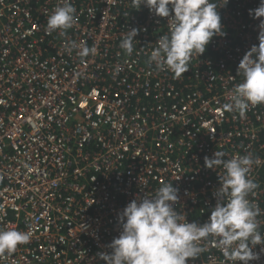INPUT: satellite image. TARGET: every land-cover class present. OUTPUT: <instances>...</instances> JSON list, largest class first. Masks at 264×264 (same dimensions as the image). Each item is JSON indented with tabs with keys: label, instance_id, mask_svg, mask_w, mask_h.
I'll use <instances>...</instances> for the list:
<instances>
[{
	"label": "built area",
	"instance_id": "obj_1",
	"mask_svg": "<svg viewBox=\"0 0 264 264\" xmlns=\"http://www.w3.org/2000/svg\"><path fill=\"white\" fill-rule=\"evenodd\" d=\"M62 2L0 0V228L31 233L0 264H106L97 254L111 252L118 215L164 183L179 190L174 207L189 222H207L223 169L206 168L205 157L216 151L259 158L248 199L264 235V104L243 118L223 109L243 82L240 61L259 44L249 11L260 0H214L226 35L179 78L149 63L169 18L132 0H70L73 27L49 34ZM133 28L128 56L120 43ZM72 42L96 54L82 58ZM204 246L189 264H225ZM261 247L251 264H264Z\"/></svg>",
	"mask_w": 264,
	"mask_h": 264
},
{
	"label": "clouds",
	"instance_id": "obj_2",
	"mask_svg": "<svg viewBox=\"0 0 264 264\" xmlns=\"http://www.w3.org/2000/svg\"><path fill=\"white\" fill-rule=\"evenodd\" d=\"M138 9L147 7L157 17L169 18V34L163 35L151 51L149 63L158 69H167L179 78L189 71L194 54L205 53L216 36H225L221 15L214 0H132ZM229 0H225L226 6ZM171 6V7H170ZM222 6V7H223ZM76 8L70 0H63L47 19L48 33L64 34L73 27ZM260 20L259 44L253 45L239 63L238 75L243 82L230 93V102L223 105L227 112L238 113L243 118L250 107L264 104V0L249 11ZM138 29L127 31L120 48L131 56ZM80 57L96 54V48L72 42ZM225 153L216 151L213 158L205 157V167L223 169L216 190L217 203L207 222H189L174 207L179 200V190L172 183H164L153 196L134 199L118 215L122 227L119 236L108 247L111 252L98 253L106 264H189L204 253L211 243L225 258V264H251L259 260L254 251L262 246L264 235L259 231L260 208L248 196L258 184L250 178L259 158L251 154L224 159ZM30 232L0 228V254L11 255L19 245L29 243Z\"/></svg>",
	"mask_w": 264,
	"mask_h": 264
}]
</instances>
